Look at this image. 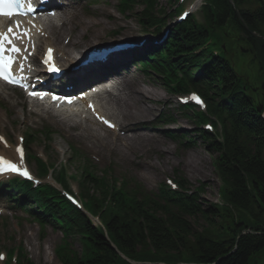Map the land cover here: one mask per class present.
<instances>
[{
	"label": "trees",
	"instance_id": "16d2710c",
	"mask_svg": "<svg viewBox=\"0 0 264 264\" xmlns=\"http://www.w3.org/2000/svg\"><path fill=\"white\" fill-rule=\"evenodd\" d=\"M138 1L146 8L153 6L152 0ZM231 1L204 0L202 22L188 18L173 30L164 48L169 61L164 71L176 78L175 91L193 89L206 101L205 113H196L194 122L196 126L210 122L213 131L198 129L196 136L215 155L213 167L221 182L222 205L200 207L197 196L201 188L187 191L181 178L177 191L161 185L157 193H150L137 184L117 188L106 175L93 177L87 166L77 177L81 196L84 207L100 217L104 233L51 187L40 192L25 186L28 198L42 202L45 215L57 218L63 213L65 232L80 239V252L63 249L57 253L63 264H127L111 244L141 264H264L263 111H256L240 88L239 77L219 45L223 35L245 39L259 50L264 64V0ZM156 21L151 12H142L141 23ZM250 31L258 36L252 37ZM210 48L217 49L219 55L214 57ZM41 172H46L43 165ZM58 179L65 184L62 174ZM197 216L203 224L201 230L194 231L188 218Z\"/></svg>",
	"mask_w": 264,
	"mask_h": 264
},
{
	"label": "rangeland",
	"instance_id": "374dc122",
	"mask_svg": "<svg viewBox=\"0 0 264 264\" xmlns=\"http://www.w3.org/2000/svg\"><path fill=\"white\" fill-rule=\"evenodd\" d=\"M91 2L87 4L85 9L81 11L83 13L84 10L89 9L90 12L92 8L98 6V10H104L107 15L97 14V15H88L86 16L84 12L83 19L85 20H94L95 25L98 28L104 29L108 27L107 25H112L111 18L117 20V25H113L110 30L116 29L117 27H121L120 34L122 36H128L130 38H134L137 36V32H139V25L137 23V19L131 15L124 18L115 10V0H87ZM194 1V0H193ZM192 0H184L183 4L180 6L184 9H190L191 14L196 16L199 19L197 10H192L193 7ZM155 7L154 10L161 9L166 13H169V16H165L166 20L175 21L174 18L177 14H172L173 6L176 5L175 0H154ZM101 8V9H100ZM194 8V7H193ZM139 9V7H138ZM125 25V26H124ZM105 26V27H104ZM107 34H104L105 36ZM65 37V36H64ZM138 37V36H137ZM62 41V40H61ZM67 41H65L64 45ZM61 44V42H60ZM232 44L228 47V52ZM249 58V56H242L240 53H233V57L230 59V63L232 66L239 72L241 78L243 80L248 77H253V72H251L250 68L253 65H249V62L246 64V61L241 59ZM254 67V66H253ZM257 73L259 71L257 70ZM137 75L139 79L142 81V87L147 90H154L161 95V100L157 101V104L154 105L155 111L154 115L149 119L148 123L144 126L145 130H149L152 133L158 134L157 142L162 141L160 145H157L159 149H166L169 151V156L171 158L170 164L162 167L158 170L157 175L154 176L152 180L144 181V179L138 178L135 174L134 166L132 164L122 163L120 162L115 155L106 154L104 157L100 155H95L87 150V145L85 142L89 139L88 136H91L93 133V129L97 128L99 135L103 134L105 138L110 139L113 132H107L103 130L100 126H91L87 127L84 132H80L79 129L70 130H62L59 126H57L56 131L62 134V131L66 134L68 139L62 137V135H55L54 140L51 143V152H48L49 155H46V151L43 147L40 146V140L34 143L31 146V150L33 153H37L44 160H47L56 165V168L59 169L60 166H64L69 174H74L79 172V166L74 159L71 158L68 145L77 144L81 146L83 153L90 155L92 159H94V164L98 167H104L109 164H113L116 170V174L119 173H128L134 174V180L139 182L145 189L149 191H154L158 188L160 183H166V181H174L177 176L185 179L187 183V187L189 190H194L195 188L201 187L202 191L198 193V203L200 207H204L209 205L210 203L219 202V198L217 197L218 191V178L213 169L212 157L213 154H209L205 150V148L198 143H196L192 148L183 147L182 145L173 143L171 140L166 138L164 135L159 134L158 130H160L156 124V117L158 114L160 115H173L175 120L178 122L172 124L170 128L178 129L176 131H193L190 124L193 123L188 122L183 116L177 112L176 103L177 99L174 98V95H170L167 93L162 87L160 81L154 80L145 74L137 71ZM252 79H250L251 81ZM257 82L254 80V84ZM166 98L169 101L166 103ZM4 108V109H3ZM0 108V133L6 138L9 145L12 147L15 143H17V136L25 133V131H29L25 129L29 126H35V124H40V121L35 117H27L26 112L21 111L19 108ZM113 108V107H112ZM6 109V110H5ZM114 111H110L116 113ZM43 124V123H42ZM156 125V126H153ZM33 129H40V126L34 127ZM122 134V133H119ZM109 136V137H108ZM154 145V144H153ZM149 147L146 144L142 145V148L137 151L139 153V158L143 161L150 162L153 164H158L159 162V153L154 149L151 151H146ZM197 156L196 163L199 165L200 171L196 174L194 170L191 168H183L181 163H178V159H186ZM34 167V166H32ZM136 176V177H135ZM70 188L73 190V194L76 195L77 189L76 185L73 181H69ZM53 184V183H52ZM56 186L55 184H53ZM0 204V252L5 251L9 247H16L17 245H21L24 247L26 254L33 261L34 264H60L57 259L53 255V248L60 242L61 232L58 229H54L53 227L46 226L44 230H41L39 226L33 221L26 220L20 216V214H13L8 211V208H2ZM190 223L192 224L194 231H199L202 229L203 220L200 216L190 217L188 218ZM72 239V238H71ZM75 241V240H74ZM74 248L79 249L78 243L74 242ZM0 264H4L0 262Z\"/></svg>",
	"mask_w": 264,
	"mask_h": 264
},
{
	"label": "bare ground",
	"instance_id": "6f19581e",
	"mask_svg": "<svg viewBox=\"0 0 264 264\" xmlns=\"http://www.w3.org/2000/svg\"><path fill=\"white\" fill-rule=\"evenodd\" d=\"M201 0H195L194 6L197 7L199 2ZM99 9V8H98ZM96 9L94 12L90 13V15H107V13L102 10ZM101 9V8H100ZM59 12V11H58ZM57 12V13H58ZM111 16V15H107ZM112 17V16H111ZM56 19L61 21L60 28L55 29V33L51 32L52 37H56V41L59 42L60 38L64 36V34H67L70 36V43L67 45V47L70 45L71 47H78L87 45L88 42L98 39L102 35V31L106 29L98 28L95 24V21L85 20V19H79L74 11H68V10H61V14H58L56 16ZM113 22L111 24H117V20L114 18H111ZM109 26V24L107 25ZM47 30V27H44ZM107 31V29L105 30ZM45 32V30H44ZM43 42H50V40H43ZM56 45V51L59 52L61 49L59 48V44L54 42ZM69 48V47H68ZM68 51V50H67ZM121 77L118 76L109 83H105V87H102L98 90V93L93 95L92 97L96 99L97 102H103L104 104L100 105L98 108V112L102 115H104V107L105 105H110L111 102L112 105H114L116 108L119 107L121 109L123 106H125V112H119L118 116L124 121L125 129H133L138 123L141 121H144L145 119L152 116L154 112V108L148 106V103L151 102L152 97H155V100H160L161 95L157 93L154 90H146L143 89L140 85V81L137 78L131 77V79L122 80L120 87L116 85V81H120ZM108 98V100H107ZM74 110H70V112H58L54 115H52L53 118H56V120H60L62 117L60 115H63L65 117H70ZM87 120V119H86ZM116 134H113V139H115ZM127 138H117L116 141L122 142L121 145L123 146V149H126L127 151L133 150V147L127 142ZM145 144H151L152 139H147ZM112 144V143H111ZM97 145H101V142L99 140H95L92 143V147H94V151L98 152L100 154H103L104 147L110 150V143L101 145L99 148ZM159 148H156L158 150ZM9 154L14 157L13 151L8 150ZM5 150L0 151V156L10 157L8 154L4 155ZM121 158L124 162L133 164L137 170V176L140 179H144V181L152 180L155 175H157V172L159 169H161L164 166H167L170 164L171 158L169 156L168 150H162L159 153V162L158 164H153L150 162L143 161L139 158V153H132L131 155L127 154L124 150L120 151ZM197 156H192L190 158V164H189V158L186 159H178L177 162L182 164L183 168H191V170H194L197 174L200 171L199 165L196 163Z\"/></svg>",
	"mask_w": 264,
	"mask_h": 264
},
{
	"label": "snow or ice",
	"instance_id": "6c2138e0",
	"mask_svg": "<svg viewBox=\"0 0 264 264\" xmlns=\"http://www.w3.org/2000/svg\"><path fill=\"white\" fill-rule=\"evenodd\" d=\"M23 5L20 4L19 0H0V15L6 17H12L14 14H17L15 10ZM28 11H32L31 4H28ZM18 28L19 25L17 24ZM14 33L13 27H8L7 31H0V79H4L8 83H19L13 77L12 74V64L14 62V56L8 55L6 53H19L21 51L14 43L13 39L20 38V35H27L26 32L22 34H17L13 36ZM11 45V47H7ZM52 59V49L48 50V58L45 60V63H49ZM23 66L21 65V69ZM49 71H59L54 65L49 68ZM192 100L196 101L198 104H202L200 98L196 95L191 97ZM105 123H108L105 121ZM2 139V138H0ZM16 151L20 154L21 162L23 161V149L17 147ZM4 172H18L21 175L28 176L27 170H21L16 163H13L11 160L0 156V173ZM31 178V177H29ZM2 258V257H0Z\"/></svg>",
	"mask_w": 264,
	"mask_h": 264
}]
</instances>
